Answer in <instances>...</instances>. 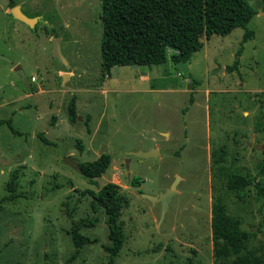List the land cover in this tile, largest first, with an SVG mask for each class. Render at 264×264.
Instances as JSON below:
<instances>
[{"label":"rangeland","instance_id":"374dc122","mask_svg":"<svg viewBox=\"0 0 264 264\" xmlns=\"http://www.w3.org/2000/svg\"><path fill=\"white\" fill-rule=\"evenodd\" d=\"M248 2L256 10L248 23L254 36L238 68L228 66L242 27L203 38L188 60L190 75L170 49L165 63L147 66L151 79L139 82L141 69L126 65L113 86L101 69V0H0V119L20 132L0 124V264H109L107 212L90 192L108 182L119 184L127 201L114 264H214L218 196L241 219L247 249L264 255V11L263 0ZM19 4L39 17L34 26L6 12ZM56 37L67 63L53 54ZM153 149L155 156L135 153ZM102 153L112 155L110 165L92 180L70 162ZM234 172L252 183L229 190ZM15 175L18 197L8 200ZM173 183L162 218V205L146 195L158 197ZM81 219L94 220L80 232L98 241L75 253L71 230Z\"/></svg>","mask_w":264,"mask_h":264},{"label":"trees","instance_id":"16d2710c","mask_svg":"<svg viewBox=\"0 0 264 264\" xmlns=\"http://www.w3.org/2000/svg\"><path fill=\"white\" fill-rule=\"evenodd\" d=\"M101 20L103 39L101 44V69L111 76L114 65H146L153 67L167 61L170 49L176 52L171 55L175 62L188 60L204 47L203 38L209 39L213 34L227 35L236 27L245 29L234 62L229 69L239 67L240 55L244 43L254 36V30L248 23L256 10L248 0H101ZM264 11V0H263ZM190 73V72H189ZM190 75V74H189ZM38 87L33 86L35 92ZM192 100V99H191ZM70 119L78 118L75 96L69 104ZM7 123L11 130L20 134L12 125V120L0 119V124ZM43 137V134L40 133ZM44 138V137H43ZM47 143H54L46 138ZM83 151L84 143L78 139L76 144ZM112 155L102 153L95 160L79 162L80 173L88 178L100 177L108 169ZM140 181L133 178L132 184ZM252 179L245 174L232 173L227 181L229 190L243 191ZM16 175L8 182L12 192L8 200H15L18 194ZM94 199L107 212L108 238L111 245L107 246L110 254L109 264L124 244V229L120 223L123 209L127 203L121 186L115 182L104 184L98 192L90 191ZM263 197L264 187H259ZM212 238L214 241V264H264V255L247 249L248 233L243 229L239 217L231 214L226 203L218 196L212 207ZM72 241L76 252L84 244L98 241L97 237L85 236L80 232L83 227L94 225L93 219H81L73 223Z\"/></svg>","mask_w":264,"mask_h":264},{"label":"water","instance_id":"95a60500","mask_svg":"<svg viewBox=\"0 0 264 264\" xmlns=\"http://www.w3.org/2000/svg\"><path fill=\"white\" fill-rule=\"evenodd\" d=\"M11 13L19 20H22L24 22H26L28 25L30 26H34L35 23L37 22V18L36 17H29L27 16L20 8L19 5H15L12 9H11ZM54 56L63 60L65 63L66 60L63 57L62 53H61V49H60V39L59 38H55L54 39V52H53ZM138 65L136 63H132L131 67H137ZM176 66L178 67V69L181 71V73L183 75H188L190 72V66L184 61V60H179L176 62ZM121 65L117 64L114 65L111 69V83L114 86L115 85V81H116V77L118 76V72L120 69ZM16 70H18L20 73L23 74V70L19 67L16 66L15 67ZM69 73L65 72L64 73V77L65 80H67ZM191 87V84H190ZM137 155L139 156H155L157 154V150L153 149L150 151H138L135 152ZM68 161H70L69 159H67ZM71 164L75 167H78L79 163L77 162H73L70 161ZM175 186L176 184L173 183L166 192L162 193L160 196L156 197V196H151V195H146L148 198H150L151 200L158 202L162 205V213H161V217L163 218L165 216V213L168 210L172 195L176 192L175 191Z\"/></svg>","mask_w":264,"mask_h":264},{"label":"crops","instance_id":"0c3cea01","mask_svg":"<svg viewBox=\"0 0 264 264\" xmlns=\"http://www.w3.org/2000/svg\"><path fill=\"white\" fill-rule=\"evenodd\" d=\"M19 6H20V8H21V10H22V7H21V4H19ZM13 7H11V8H9V9H6V12L11 16V18L14 20V21H18V22H24V21H22V20H19V19H17L12 13H11V9H12ZM9 10V11H8ZM23 11V10H22ZM38 19H39V17H37V21H38ZM25 24H27L26 22H24ZM37 23V22H36ZM35 23V24H36ZM28 25V24H27ZM53 36H50V38H52ZM126 66V65H125ZM124 66H121L120 67V69L119 70H121L122 68H123ZM137 69H141V75H140V77H139V82H141V80L142 81H146V80H148V79H151V77H150V74H149V72H148V68H147V66L146 65H140V66H137L136 67ZM15 69V68H14ZM190 70H191V67H190ZM65 72H68L69 73V75H68V77H71L70 75H71V72L70 71H68V70H60V73H62L63 75H64V73ZM34 75H32V77H33ZM119 78V75L116 77V81H115V86H117L118 85V83H119V81H120V79H118ZM37 79L35 78V80H32V81H36ZM39 90H42V89H39L38 88V90L37 91H35V92H39ZM126 90V89H125ZM127 91V90H126Z\"/></svg>","mask_w":264,"mask_h":264},{"label":"built area","instance_id":"2783aa9c","mask_svg":"<svg viewBox=\"0 0 264 264\" xmlns=\"http://www.w3.org/2000/svg\"><path fill=\"white\" fill-rule=\"evenodd\" d=\"M31 79H32V80H35V76H33Z\"/></svg>","mask_w":264,"mask_h":264}]
</instances>
